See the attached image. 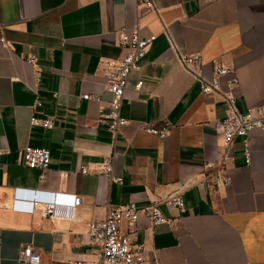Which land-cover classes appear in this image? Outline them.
<instances>
[{
  "label": "crops",
  "instance_id": "obj_1",
  "mask_svg": "<svg viewBox=\"0 0 264 264\" xmlns=\"http://www.w3.org/2000/svg\"><path fill=\"white\" fill-rule=\"evenodd\" d=\"M136 24L142 37L157 38L128 79L121 109L128 123L113 135L104 62L127 52L118 32ZM170 39L201 56L205 76L216 63L231 70L219 93H201ZM227 95L241 112L264 105V0H156L141 16L134 0H0V147L10 150L0 155V264H24L27 245L41 264L94 263L90 222L103 219L108 204L155 200L170 221L142 214L132 231L121 225L143 248L142 264H264V136L237 137L224 161L217 122ZM33 117L55 125H32ZM163 121L173 125L165 138L144 130ZM27 145L51 151L43 180L24 164ZM111 154L122 182L101 175ZM218 173L231 183L216 185ZM16 188L82 202L72 217H46L43 204L32 213L13 209ZM176 193L183 209L164 201Z\"/></svg>",
  "mask_w": 264,
  "mask_h": 264
},
{
  "label": "built area",
  "instance_id": "obj_2",
  "mask_svg": "<svg viewBox=\"0 0 264 264\" xmlns=\"http://www.w3.org/2000/svg\"><path fill=\"white\" fill-rule=\"evenodd\" d=\"M139 10L140 16L155 9L156 0H134ZM156 35L142 37L139 33L138 25L132 29L118 32V45L127 50V52L117 59L104 62V75L106 90L111 92L112 98L109 102V111L106 114L111 118L109 130L116 135L121 127L128 123V119L122 116V103L127 89V83L130 75L139 70L142 60L146 57L148 49L156 40ZM171 47L176 52L177 61L188 73L197 81L201 93L205 95L219 93L221 90V80L230 73V69L221 63H216L214 72L210 77L203 74L201 56L185 52L170 39ZM29 62L33 63L35 58L29 57ZM232 84L238 83V80L232 79ZM143 82L137 84L140 90ZM82 98L87 100L101 101L98 95L86 93ZM227 115L222 121L217 122L219 133L223 137L224 161L232 158L233 144L237 137H243L245 142L249 135L258 131L264 136V105L249 106L245 112H241L235 99L231 96L226 97ZM39 104V103H37ZM32 125L41 126L46 129H52L55 125L54 118H35L31 120ZM173 125L169 121L162 123H148L144 125V130L148 133L167 137ZM247 161L249 162V151L245 150ZM10 150L0 147V155L9 154ZM113 154L107 156L99 164L101 175L109 180L122 182L121 176L114 175ZM24 164L28 168L41 171L40 179L45 177V171L51 163V151L47 147H35L27 145L23 153ZM224 164V162H223ZM81 172L88 173L87 167H82ZM216 185L231 183L229 175L217 174L215 177ZM168 205L183 209L185 202L180 193H176L164 200ZM82 197L68 193H52L46 191H35L29 189L16 188L13 198V209L27 211L32 213L41 204L44 205L42 213L46 217H55L59 215L73 216V210L80 206ZM161 200L153 201L149 206L139 207L135 202L124 204H108L106 215L101 220L90 222L88 235L91 244L97 248V260L94 263L79 261L77 264H142L145 260L143 248L135 245L128 234L122 232L123 222L128 223L130 231L140 215H145L152 220L154 224L170 221L161 209L159 204ZM60 208H65L60 212ZM20 261L24 264H41V255L35 251L31 245H27L20 252Z\"/></svg>",
  "mask_w": 264,
  "mask_h": 264
}]
</instances>
